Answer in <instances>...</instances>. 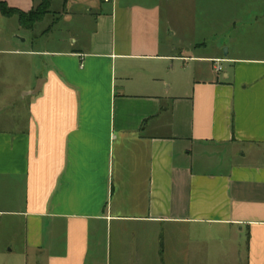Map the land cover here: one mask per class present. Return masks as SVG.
I'll list each match as a JSON object with an SVG mask.
<instances>
[{
  "label": "crops",
  "instance_id": "crops-1",
  "mask_svg": "<svg viewBox=\"0 0 264 264\" xmlns=\"http://www.w3.org/2000/svg\"><path fill=\"white\" fill-rule=\"evenodd\" d=\"M86 2L41 50L0 13V55L43 57L0 126V264H264V0Z\"/></svg>",
  "mask_w": 264,
  "mask_h": 264
},
{
  "label": "rangeland",
  "instance_id": "rangeland-1",
  "mask_svg": "<svg viewBox=\"0 0 264 264\" xmlns=\"http://www.w3.org/2000/svg\"><path fill=\"white\" fill-rule=\"evenodd\" d=\"M86 1L87 0H74L71 4V12L67 19L64 17L61 19L60 13L64 9V1L50 0L48 11L44 13L39 20L35 21L31 28L28 29L20 25L21 39H25V43L23 42L21 44L27 48L41 50L60 45L61 41L68 39L69 34L79 36L85 35L92 25V23L89 22L88 16L85 14ZM41 2L42 0H38L37 3L40 4ZM0 16L2 15L0 14ZM5 20H7L6 26L8 28L16 26L15 15ZM10 58L5 54L0 55V63L4 64L3 67L0 68V78L4 80V85L0 87V126L6 127L12 126L10 123L13 120V116L17 114L23 116V114H25V102L19 100V97L22 96L23 87L26 88L27 84L32 81L33 70L35 69V73H38L43 65V57L38 55L34 56L30 61H28V57L25 56L14 57V59L9 61ZM16 58L19 63V69L11 70V68L6 65L11 64L10 62L13 61L14 64H16ZM28 64L30 65L29 68ZM37 82L38 79L35 80V85ZM6 219H8L11 223L13 221L12 217H3L0 223H3ZM1 231L4 233L3 229H1ZM4 235L8 234L5 233ZM197 243V258L202 257V260H204L205 257H216V254L214 256L212 247H207L204 242ZM229 248L230 247H227L226 251L229 250ZM228 252L229 253L226 254L230 259L231 253L230 251ZM229 259L226 263H219L216 261L209 263L202 261L197 262L196 264H240L238 262H232ZM1 260L2 259H0V261Z\"/></svg>",
  "mask_w": 264,
  "mask_h": 264
},
{
  "label": "trees",
  "instance_id": "trees-1",
  "mask_svg": "<svg viewBox=\"0 0 264 264\" xmlns=\"http://www.w3.org/2000/svg\"><path fill=\"white\" fill-rule=\"evenodd\" d=\"M49 2L50 0H42L35 8L25 12L18 8L8 6L5 1L0 0V13L5 17L15 15L20 25L29 29L35 21L39 20L48 11Z\"/></svg>",
  "mask_w": 264,
  "mask_h": 264
},
{
  "label": "water",
  "instance_id": "water-1",
  "mask_svg": "<svg viewBox=\"0 0 264 264\" xmlns=\"http://www.w3.org/2000/svg\"><path fill=\"white\" fill-rule=\"evenodd\" d=\"M39 88H40V82H37L35 88H34L30 93H31V94H35V93H37L38 90H39Z\"/></svg>",
  "mask_w": 264,
  "mask_h": 264
},
{
  "label": "built area",
  "instance_id": "built-area-1",
  "mask_svg": "<svg viewBox=\"0 0 264 264\" xmlns=\"http://www.w3.org/2000/svg\"><path fill=\"white\" fill-rule=\"evenodd\" d=\"M103 1H109V0H103ZM217 61V60H216ZM216 69L220 70V66L216 63Z\"/></svg>",
  "mask_w": 264,
  "mask_h": 264
}]
</instances>
